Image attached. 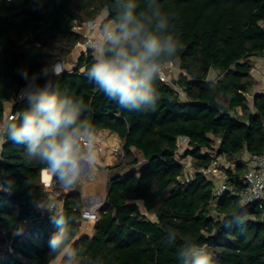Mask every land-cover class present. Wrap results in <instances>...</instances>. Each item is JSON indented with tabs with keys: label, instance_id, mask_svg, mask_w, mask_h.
I'll return each mask as SVG.
<instances>
[{
	"label": "trees",
	"instance_id": "16d2710c",
	"mask_svg": "<svg viewBox=\"0 0 264 264\" xmlns=\"http://www.w3.org/2000/svg\"><path fill=\"white\" fill-rule=\"evenodd\" d=\"M128 2L0 0V127L27 106L19 99L25 72L31 77L56 60L67 64L86 41L76 28L104 11L114 22ZM131 2L153 28L160 19L167 23L161 35L180 40L175 59L163 63H179L175 83L185 99L158 77L155 111H127L87 79L92 49L52 78L62 96L83 100L82 116L95 135L117 134L124 150L106 167L94 233L79 237L67 264H183L177 246L184 243L206 244L211 264H264L263 212L258 203L242 206L237 195L248 170L239 158L264 153V91L248 99L255 85L252 58L264 57V0ZM180 137L189 139L181 158H192V175L177 158ZM0 150L1 184L13 182L10 191L0 189V264H51L59 256H49V241L59 231L51 217L59 212L65 218L68 246L80 233L84 184L68 190L53 176L54 186H46L43 165L26 156L25 146L5 140ZM214 154L235 163L225 169L234 192L215 200L206 173ZM54 190L61 193L57 209L38 207ZM169 234L176 237L171 244Z\"/></svg>",
	"mask_w": 264,
	"mask_h": 264
},
{
	"label": "clouds",
	"instance_id": "9594fccd",
	"mask_svg": "<svg viewBox=\"0 0 264 264\" xmlns=\"http://www.w3.org/2000/svg\"><path fill=\"white\" fill-rule=\"evenodd\" d=\"M112 15L111 13L109 14ZM159 17V13H155ZM152 21L137 13L131 0L124 6L112 24L103 25V38L92 43L94 63L85 75L108 99L115 100L127 111L146 113L155 111L159 100L155 81L163 70L165 60L175 59L181 48L180 40L173 34L161 35L167 23ZM67 66L59 60L34 73L23 74L27 84L21 89L19 99L27 106L11 115L0 128V143L5 140L25 146L29 159L38 161L65 189L75 188L82 178L85 166L93 168L97 158L95 128L83 118V100H73L61 95L59 86L53 88L52 78L59 77ZM45 78L43 84L39 83ZM12 181L0 184L10 191ZM49 211L56 208L51 200L38 203ZM51 219L59 231L49 241V256L63 254L65 264L71 259L67 249L68 235L65 218L59 212ZM176 241L169 234V243ZM206 244H179L177 259L183 264H211L212 254Z\"/></svg>",
	"mask_w": 264,
	"mask_h": 264
},
{
	"label": "built area",
	"instance_id": "2783aa9c",
	"mask_svg": "<svg viewBox=\"0 0 264 264\" xmlns=\"http://www.w3.org/2000/svg\"><path fill=\"white\" fill-rule=\"evenodd\" d=\"M91 23V21H90ZM164 64H167L169 66H166ZM164 67H169V70L172 71L173 62H166L163 63ZM162 65V67H163ZM172 66V67H171ZM162 70V73L160 74V79L167 84H170L174 86L176 83L170 78L168 72ZM13 115L9 114L8 118ZM96 137V146L97 151L103 153L105 150H107L110 147H107L105 136L103 135H95ZM186 145V149L189 147V139L187 137H180L178 139V153L177 157L180 153V147H182V144ZM2 143H0L1 148ZM112 152L118 154L124 153L123 147L121 146H113L110 148ZM185 149V150H186ZM213 162L211 166L206 170V173L210 177V179L213 180L214 188H213V200L224 196L228 192H234L235 186L231 185L227 182V176L225 169L233 166L235 167V163L229 162L225 156L223 155H213ZM181 161L183 159L179 158ZM241 161L245 162L247 165V172L244 174L242 178V182L246 186L244 190L237 193V195L240 198V203L242 206H247L251 203H258L259 208L263 212L264 216V153L262 154H252L248 153L244 155L243 157L239 158ZM183 162V161H182ZM183 164L186 166V164L183 162ZM211 170H213V175L211 173ZM189 175H192L193 173H188ZM94 177L91 175V180ZM189 179V178H188ZM187 179V181H188ZM83 183H86L84 181ZM1 184V179H0ZM46 186L53 187V182H46ZM3 189V188H0ZM60 192L58 190H54L46 199L51 200L56 204V208H53L52 210H56L58 207V197L60 196ZM84 201V208L82 210V222H96L99 219V209L102 206L104 202V196H97V195H89L83 197Z\"/></svg>",
	"mask_w": 264,
	"mask_h": 264
},
{
	"label": "rangeland",
	"instance_id": "374dc122",
	"mask_svg": "<svg viewBox=\"0 0 264 264\" xmlns=\"http://www.w3.org/2000/svg\"><path fill=\"white\" fill-rule=\"evenodd\" d=\"M107 13L104 11L102 14H100L95 20L90 22L85 23L83 26L76 28L79 32H81L85 37L86 41L83 44H79L72 52L71 58L67 64H65L68 68H72L73 63L76 62V60L79 58V56L83 53H86L88 49H91L89 47L90 44L92 43H99L102 41L103 38V25L104 24H112L114 22L112 21H107L106 19ZM105 22V23H104ZM166 66H169L167 64H164ZM163 65V67H164ZM170 67V66H169ZM169 67H164V70L168 72L170 78L176 82V80L179 77V74L182 72L181 68L179 66V63L174 62L172 71L169 70ZM252 77L255 81V85L253 90L248 94V99L251 101L252 99V94L256 91H264V57H253L252 58V70H251ZM217 76L216 72L212 71L210 73V78L215 79ZM177 91L181 94L182 98L185 99V94L183 90L175 84L173 86ZM1 128V127H0ZM107 141V140H106ZM107 147H113V146H121L122 145V140L117 134H110V138L108 139V143L106 142ZM108 148L105 150L103 153L97 151V157L99 156L104 157L103 159L99 158L98 161L102 162V164H107V165H113L116 160H117V154L112 152V150ZM185 149L186 145L183 143L182 147H180V153L177 158H181L183 154H185ZM182 161L186 164V171L187 173H193L194 168L192 166V158L190 156L188 157H183ZM101 160V161H100ZM143 158L140 157V162H143ZM96 168H91L92 171H95ZM213 170H211V173L213 175ZM86 182L89 181V184L82 185V192H83V197L89 196V195H97V196H104L105 198V186L98 183L97 181H90V175L86 174L85 178L83 179ZM94 222H82L81 228H80V233L78 237L67 246L68 250H72L73 245L75 242L79 239V237L84 236V235H89L92 236L94 233ZM65 257L63 254L59 255L56 260H54L51 264H61Z\"/></svg>",
	"mask_w": 264,
	"mask_h": 264
},
{
	"label": "crops",
	"instance_id": "0c3cea01",
	"mask_svg": "<svg viewBox=\"0 0 264 264\" xmlns=\"http://www.w3.org/2000/svg\"><path fill=\"white\" fill-rule=\"evenodd\" d=\"M1 128H2V126H1ZM110 134H112V133H109V132H107V131H102V133H100V134H98V135H103V136H105V139L107 140L106 142L108 143V139L110 138ZM1 149V148H0ZM0 154H1V150H0ZM99 158H101V159H103V161H104V157H102V156H99ZM98 157L96 158V161H95V164H94V166H93V168H96L95 169V171H92L91 170V168H89L88 166H85V168H84V172H83V174H82V178H81V182H84L85 180H83L84 178H85V176H86V174H89L90 175V178H91V175L94 177L92 180L90 179V181H94V182H98V183H100V184H102V185H104L105 186V196H106V188H107V181H108V174H107V170H106V167L107 166H109V165H107V164H102L103 163V161L102 162H99L98 161V159H99ZM101 161V160H100ZM48 173V172H47ZM49 175H50V180L49 181H47L46 179H45V177H44V170L42 171V173H41V179H42V181L44 182V183H48V182H53L52 181V178H53V176L50 174V173H48ZM85 184H89V181H87ZM45 201H47V199H45L44 201H42V203L43 202H45Z\"/></svg>",
	"mask_w": 264,
	"mask_h": 264
},
{
	"label": "bare ground",
	"instance_id": "6f19581e",
	"mask_svg": "<svg viewBox=\"0 0 264 264\" xmlns=\"http://www.w3.org/2000/svg\"><path fill=\"white\" fill-rule=\"evenodd\" d=\"M44 177L47 181L50 180V175L46 171H44Z\"/></svg>",
	"mask_w": 264,
	"mask_h": 264
},
{
	"label": "water",
	"instance_id": "95a60500",
	"mask_svg": "<svg viewBox=\"0 0 264 264\" xmlns=\"http://www.w3.org/2000/svg\"><path fill=\"white\" fill-rule=\"evenodd\" d=\"M137 170V167H132L129 171L131 172V171H136ZM79 224L81 225L82 224V220H80L79 221Z\"/></svg>",
	"mask_w": 264,
	"mask_h": 264
}]
</instances>
